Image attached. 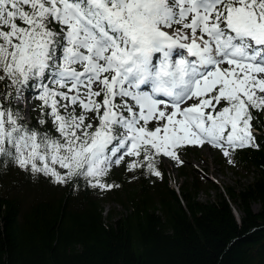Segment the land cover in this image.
Listing matches in <instances>:
<instances>
[{"label":"snow or ice","instance_id":"obj_1","mask_svg":"<svg viewBox=\"0 0 264 264\" xmlns=\"http://www.w3.org/2000/svg\"><path fill=\"white\" fill-rule=\"evenodd\" d=\"M0 83V171L103 190L188 146L231 164L261 147L264 0H0Z\"/></svg>","mask_w":264,"mask_h":264},{"label":"trees","instance_id":"obj_2","mask_svg":"<svg viewBox=\"0 0 264 264\" xmlns=\"http://www.w3.org/2000/svg\"><path fill=\"white\" fill-rule=\"evenodd\" d=\"M36 113L33 124L38 107ZM253 116L252 125L263 130L255 136L261 147L230 157L249 178L223 190L213 183L205 189L182 167L176 194L162 155L161 176L137 169L133 189L124 163L104 178L118 187L103 190L82 180L75 190L56 185L10 163L0 171V264H264V112ZM202 191L205 200L198 199ZM109 202L121 211L104 209Z\"/></svg>","mask_w":264,"mask_h":264},{"label":"rangeland","instance_id":"obj_3","mask_svg":"<svg viewBox=\"0 0 264 264\" xmlns=\"http://www.w3.org/2000/svg\"><path fill=\"white\" fill-rule=\"evenodd\" d=\"M15 105L25 107L24 99L21 98L17 100L15 102ZM25 111H28L29 114L32 112L26 107ZM25 119L27 122H29L27 115L25 116ZM179 155L180 159L183 161V164H177L168 157H163L162 160H160L161 168L165 171L168 179L167 181L168 183H171L172 186L174 183L178 184L185 178L184 176H180L179 174V170L181 169L180 166H183V170L187 171L188 173H193L198 176L205 189L209 185H211V183L217 185L219 189L224 186L238 184L241 185L246 183L247 179L249 178L244 171L236 168L235 166H232L229 163V160L227 161V164H224L226 161V157H224L218 149L210 148L207 145L202 148L198 147L197 149L192 150L187 154L182 153L181 151V154ZM128 174L132 177L130 185H128L127 187L133 189L135 187V182L137 181L135 178L136 175L134 174V172H129ZM128 181H130V179ZM208 194L212 198V196L214 195V191L209 190ZM198 199H207L203 191L198 194ZM111 207H114L116 211H121L120 206L114 204L113 202H109L108 204L104 205V209L107 210ZM252 208L254 210H257L258 206L254 204Z\"/></svg>","mask_w":264,"mask_h":264},{"label":"water","instance_id":"obj_4","mask_svg":"<svg viewBox=\"0 0 264 264\" xmlns=\"http://www.w3.org/2000/svg\"><path fill=\"white\" fill-rule=\"evenodd\" d=\"M235 216L238 217V214L236 212H234Z\"/></svg>","mask_w":264,"mask_h":264}]
</instances>
